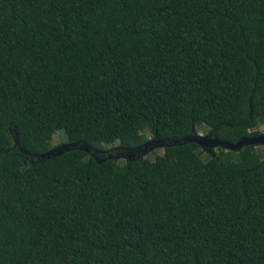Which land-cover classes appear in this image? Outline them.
I'll return each mask as SVG.
<instances>
[{
	"label": "trees",
	"instance_id": "1",
	"mask_svg": "<svg viewBox=\"0 0 264 264\" xmlns=\"http://www.w3.org/2000/svg\"><path fill=\"white\" fill-rule=\"evenodd\" d=\"M261 126L264 0H0V264H264L263 147L182 141Z\"/></svg>",
	"mask_w": 264,
	"mask_h": 264
},
{
	"label": "water",
	"instance_id": "2",
	"mask_svg": "<svg viewBox=\"0 0 264 264\" xmlns=\"http://www.w3.org/2000/svg\"><path fill=\"white\" fill-rule=\"evenodd\" d=\"M183 142L185 141H193L196 144H198L202 149L206 150V151H211V149H213L214 147L217 146H221L223 148L226 149H231V150H239L240 148H242L245 145H262L264 146V133H261L255 137H245V138H241L239 139L236 143H231V142H227V141H222L217 139L216 137H210V135H196V136H189L186 138L182 139ZM179 141H176L175 143H178ZM76 144H72V146H75ZM67 145H63L60 146L58 148H56L57 151L66 149ZM88 151V150H87ZM141 149H137L136 152L139 154L141 153ZM135 154L132 151L131 153L128 154V158L133 157Z\"/></svg>",
	"mask_w": 264,
	"mask_h": 264
},
{
	"label": "rangeland",
	"instance_id": "3",
	"mask_svg": "<svg viewBox=\"0 0 264 264\" xmlns=\"http://www.w3.org/2000/svg\"><path fill=\"white\" fill-rule=\"evenodd\" d=\"M260 132L264 133V126H261L259 129H258ZM198 134L199 135H202V136H205V135H208V129L207 128H201L198 130ZM67 142V138L64 134L63 131H57L55 132V134L53 135V138L51 140V145H54L55 147L60 145V144H66ZM118 145V143H114L113 145H106V144H103L102 147H104L105 149H109L110 147H116ZM154 147L152 146H149L151 147L148 151H145V149H143L141 151V153L148 159H151L153 160L155 155H160L162 154L163 152V149L162 148H159L155 145H153ZM261 147H263L264 149V146L261 145ZM147 150V149H146ZM218 151V149H215ZM144 151V152H143ZM206 157V155H204ZM123 162V161H121Z\"/></svg>",
	"mask_w": 264,
	"mask_h": 264
}]
</instances>
